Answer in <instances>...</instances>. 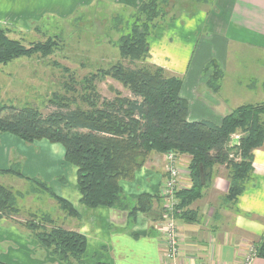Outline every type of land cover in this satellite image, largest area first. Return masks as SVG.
<instances>
[{
	"label": "crops",
	"instance_id": "crops-1",
	"mask_svg": "<svg viewBox=\"0 0 264 264\" xmlns=\"http://www.w3.org/2000/svg\"><path fill=\"white\" fill-rule=\"evenodd\" d=\"M143 1L0 0V23L24 29L46 15L67 18L100 2L115 6L111 8L116 12L137 8ZM177 1L187 2L190 7L180 11L175 21L166 19L153 30L148 38L147 62L183 78L181 96L188 102V120L220 124L224 116L241 105L264 104V0H208L209 7L203 0ZM211 61H216L223 71L216 92L207 83L212 72L206 67ZM64 156L65 148L60 143L47 139L27 143L13 134L0 133V169L8 168L10 162H20L24 175L48 182L76 207L80 218L70 216L64 223L87 237L86 264H163L166 242L155 228L162 199L154 201V215L139 211L134 221L124 209L87 207L80 203L77 168ZM175 157L179 187H190L191 157ZM253 167L250 185L235 203L228 204L224 197L230 185L229 170L226 165L215 166L203 197L190 206L198 212L199 220H177L181 262L244 264L252 247L262 243L264 144L254 150ZM167 169V154L152 151L133 178L122 179L120 184L134 201L142 193L160 196ZM20 238L21 243L17 240ZM0 253V264H63L26 227L6 217L0 218ZM249 264H264V255L255 254Z\"/></svg>",
	"mask_w": 264,
	"mask_h": 264
},
{
	"label": "trees",
	"instance_id": "trees-1",
	"mask_svg": "<svg viewBox=\"0 0 264 264\" xmlns=\"http://www.w3.org/2000/svg\"><path fill=\"white\" fill-rule=\"evenodd\" d=\"M197 1L202 2H193ZM189 7V3L177 0H144L137 8L117 10L110 26L119 34L114 42L121 58L107 68L91 72L82 81L71 77L64 84L70 95L54 93L48 105L53 110L47 114L35 105H1L0 133L13 134L27 143L47 139L62 144L65 161L77 168L80 203L90 208L107 206L127 210L132 221L139 211L154 215L153 204L158 197L163 201L158 218L164 211L163 192L155 197L142 193L134 201L120 184L122 179L133 178L152 151L191 157V185L175 191L176 220L190 223L199 220L198 212L190 206L203 197L216 165L228 168L230 185L224 202L235 203L252 181L254 150L264 144V104L241 105L224 116L220 124L209 120L191 122L188 102L181 96L183 78L147 62L148 38L153 30L166 19L175 21L180 11ZM12 32L13 28L0 23V64L37 53L47 55L58 46L54 37L26 44L22 37L12 36ZM206 70L212 72L207 82L209 87L218 91L222 69L216 61H211ZM106 77L122 83L131 95L116 91L112 98L103 97L96 81ZM234 134L239 137L235 144ZM201 165L205 184L201 180ZM0 172L30 180L35 191L46 192L59 204L66 214L64 219L80 218L74 204L58 195L48 182L24 175L20 162H10ZM20 214L17 194L0 182V218L22 224L63 264H86L88 241L84 234L67 228L64 220L60 223L49 213H31L27 219L17 218ZM256 249L259 255H264V239Z\"/></svg>",
	"mask_w": 264,
	"mask_h": 264
},
{
	"label": "rangeland",
	"instance_id": "rangeland-1",
	"mask_svg": "<svg viewBox=\"0 0 264 264\" xmlns=\"http://www.w3.org/2000/svg\"><path fill=\"white\" fill-rule=\"evenodd\" d=\"M205 6H208L207 2ZM111 7L116 8L107 2H100L93 10L91 7L80 9L67 18L46 15L28 28L13 29L11 35L22 37L26 44L54 37L58 46L47 55L37 53L0 64V106L35 105L47 114L53 110L48 105L54 93L70 95L64 84L71 77L82 81L91 72H97L100 67L107 68L118 61L121 56L114 40L119 34L111 30L110 26L113 24L110 19L116 14V9ZM75 16L81 19L75 20ZM125 62L129 66H136V63ZM96 83L103 97L112 98L116 91L125 96L131 95L122 83L110 77L97 80ZM77 89L81 90L79 84ZM0 181L12 187L18 196L21 217L18 215L17 218H30L31 213H49L60 223L64 220L66 214L59 204L46 192L35 191V184L30 180L0 172ZM17 240L22 242V238ZM2 261L7 262L5 259Z\"/></svg>",
	"mask_w": 264,
	"mask_h": 264
},
{
	"label": "built area",
	"instance_id": "built-area-1",
	"mask_svg": "<svg viewBox=\"0 0 264 264\" xmlns=\"http://www.w3.org/2000/svg\"><path fill=\"white\" fill-rule=\"evenodd\" d=\"M168 160L167 179L163 189L164 195V211L162 217L156 222L155 228L161 233L162 238L166 242V252L163 264H184L179 260L181 252V241L176 220V204L175 191L179 189V168L174 153H166ZM257 254L256 247H252L251 255H249L244 264H249L251 257ZM198 264H209L201 262Z\"/></svg>",
	"mask_w": 264,
	"mask_h": 264
},
{
	"label": "water",
	"instance_id": "water-1",
	"mask_svg": "<svg viewBox=\"0 0 264 264\" xmlns=\"http://www.w3.org/2000/svg\"><path fill=\"white\" fill-rule=\"evenodd\" d=\"M232 141H233V144L238 143L239 137H234ZM200 174H201L202 183L205 184L206 183V175H205V170H204L203 165H201Z\"/></svg>",
	"mask_w": 264,
	"mask_h": 264
}]
</instances>
